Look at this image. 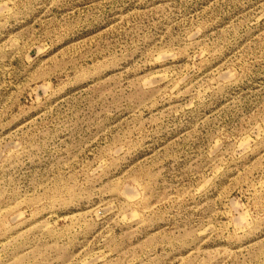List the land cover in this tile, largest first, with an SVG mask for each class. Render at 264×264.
<instances>
[{
  "label": "rangeland",
  "instance_id": "obj_1",
  "mask_svg": "<svg viewBox=\"0 0 264 264\" xmlns=\"http://www.w3.org/2000/svg\"><path fill=\"white\" fill-rule=\"evenodd\" d=\"M0 264H264V0H0Z\"/></svg>",
  "mask_w": 264,
  "mask_h": 264
}]
</instances>
